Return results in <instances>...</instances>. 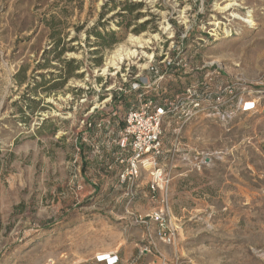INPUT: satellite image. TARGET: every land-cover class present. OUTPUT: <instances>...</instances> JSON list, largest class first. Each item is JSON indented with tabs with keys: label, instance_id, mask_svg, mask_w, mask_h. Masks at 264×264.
Listing matches in <instances>:
<instances>
[{
	"label": "rangeland",
	"instance_id": "obj_1",
	"mask_svg": "<svg viewBox=\"0 0 264 264\" xmlns=\"http://www.w3.org/2000/svg\"><path fill=\"white\" fill-rule=\"evenodd\" d=\"M232 1L236 8L219 12ZM130 3L141 8L129 15L123 7ZM248 11L254 27L230 17ZM117 14L131 18L127 30ZM97 23L115 33V43L96 46L87 34ZM56 34L66 48L61 60L79 68L61 88L34 92L43 77L60 73L61 62L40 66ZM154 34L219 35L196 58L264 89V0H0V264H103L97 256L131 245L143 263L264 264V113L227 124L200 116L178 136L165 129L169 152L160 162L172 181L164 230L148 217L159 202L151 201L146 177L133 197L118 181L125 167L118 123L138 104L123 80L149 51L102 70L121 49H135L132 37ZM205 155L208 165L196 170ZM169 228L171 246L159 239Z\"/></svg>",
	"mask_w": 264,
	"mask_h": 264
},
{
	"label": "built area",
	"instance_id": "obj_2",
	"mask_svg": "<svg viewBox=\"0 0 264 264\" xmlns=\"http://www.w3.org/2000/svg\"><path fill=\"white\" fill-rule=\"evenodd\" d=\"M157 36L142 49L148 50L149 55L136 58L143 63L142 67L129 82L123 80L129 92L137 93L138 104L129 108L118 123L122 126L118 161L125 165L118 181L128 187V195L133 197L138 179L146 177L151 201L158 198L159 202L148 217L164 230L169 214L168 188L172 181L171 172L160 162L169 152L163 145L165 129L178 136L186 124L200 116L227 124L239 115L262 114L264 89L231 77L213 59L199 61L196 58L201 49L219 35ZM130 68L127 64L125 71ZM259 84L262 86L263 82ZM150 92L152 95L148 96ZM210 156L196 159V170L207 166ZM144 218L140 217V223H146ZM167 232L159 239L171 246L175 230L169 228ZM96 262L117 264L119 258L115 254L100 255Z\"/></svg>",
	"mask_w": 264,
	"mask_h": 264
},
{
	"label": "trees",
	"instance_id": "obj_3",
	"mask_svg": "<svg viewBox=\"0 0 264 264\" xmlns=\"http://www.w3.org/2000/svg\"><path fill=\"white\" fill-rule=\"evenodd\" d=\"M105 7V6H103ZM141 8V4L136 3H130L123 7V11L128 12V14H132V12L139 10ZM103 14L100 15V18ZM140 16V13H136V15L133 16V20L137 19ZM117 17L122 18V21L118 22V27H123L125 30H127L130 27L131 18H128L124 14H117ZM100 23H97L94 28L90 31L89 34H92L95 37V44L98 47H105L110 46L113 43H115V33L114 32H100L96 29L97 26H99ZM143 30V25H140L134 29L135 33H139ZM51 47L44 51L43 60L44 64L40 65L41 68H46L49 65V62L51 61H57L61 62V70L60 73L57 75H51V79L46 80L44 77L41 82H37L33 86V91L40 90L42 93H50L53 90H56L58 88H61L64 86L66 81L74 76V72L79 68L80 62L74 61V60H61V57L64 55L66 48L64 46V41L60 37L59 34L51 35ZM99 64V63H98ZM16 80L18 84H21L23 82V79L20 75H17ZM22 114V110L19 111ZM33 113V111H31ZM53 132V130H52ZM119 263V262H118ZM117 263V264H118Z\"/></svg>",
	"mask_w": 264,
	"mask_h": 264
},
{
	"label": "bare ground",
	"instance_id": "obj_4",
	"mask_svg": "<svg viewBox=\"0 0 264 264\" xmlns=\"http://www.w3.org/2000/svg\"><path fill=\"white\" fill-rule=\"evenodd\" d=\"M237 6H238L237 3L232 1V2H228L223 7L218 8V10L222 14L227 13V12L229 13V11L231 9L236 8ZM230 17L232 19L242 20L245 24L248 25V27H254L256 25L250 19L249 11H248V16H246V18H242L239 15H236L235 13H230ZM214 25H216V24H214ZM165 30L168 31V33L170 34L169 28H166ZM157 37H158L157 34H154V35H152L151 38L157 39ZM150 41H151L150 39L143 40L140 37H132L130 39V43L135 47V49H130V48L121 49L114 56H112L111 59H109V61L106 63V67H104L102 71L106 72L110 66L111 67L117 66V64L121 63L123 60L125 61V60H130V59L136 58L138 56L137 50L143 49L144 46L147 47ZM141 54L143 56H145L144 55L145 53L143 51H141ZM142 55H139V56L141 57Z\"/></svg>",
	"mask_w": 264,
	"mask_h": 264
},
{
	"label": "crops",
	"instance_id": "obj_5",
	"mask_svg": "<svg viewBox=\"0 0 264 264\" xmlns=\"http://www.w3.org/2000/svg\"><path fill=\"white\" fill-rule=\"evenodd\" d=\"M136 245L127 246L122 249L121 254H117L119 258L118 264H157L155 261L152 263H143L142 260L146 256H142L140 250H137ZM89 264H96L94 263L93 259H91Z\"/></svg>",
	"mask_w": 264,
	"mask_h": 264
}]
</instances>
